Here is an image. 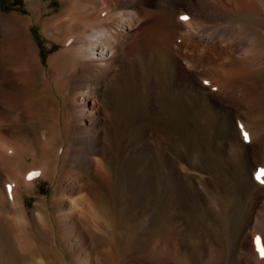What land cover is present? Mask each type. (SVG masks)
<instances>
[{"label": "bare ground", "instance_id": "bare-ground-1", "mask_svg": "<svg viewBox=\"0 0 264 264\" xmlns=\"http://www.w3.org/2000/svg\"><path fill=\"white\" fill-rule=\"evenodd\" d=\"M164 1L173 10L162 9L161 0H62L59 10L48 15V10H42L45 3L31 2L33 14L26 17L0 10V202L20 251L27 254L34 244L29 237L32 221L23 190L14 188L20 180L12 174L13 167L18 164L28 170L38 165L35 170H26L25 181L29 184L38 174L54 182L56 229L72 262L115 263L111 250L101 249L104 231L91 201L99 184L104 190V158L111 155L115 139V111L107 101L119 88L124 89L136 78L140 80L143 66L150 79L151 94L157 97L165 81L158 79L153 62L156 53L162 55L164 68L168 64L176 67L177 82L191 84L214 100L217 109H245L257 133L252 145L241 146L246 152L249 148L258 153L264 151V65L259 67L264 62V32L254 23L258 18L264 19L259 13L264 12V0ZM213 14L220 20L217 25L212 24ZM226 19H232V23H222ZM36 24L59 46L45 63L32 35ZM183 59H187L186 64ZM201 73L216 78L215 84L222 82L223 92L211 93L202 87L194 79ZM153 105L155 111L156 102ZM30 122L42 126L38 142L24 133V125ZM137 124L146 141L142 145L146 154L153 148L154 130L149 119ZM29 156L32 162L27 161ZM120 162L126 164L127 158ZM243 168L250 170L246 157ZM4 178L9 182L6 185L14 183L9 193L6 188L8 195L2 191ZM248 185L255 193L252 207L259 205L264 190L251 182ZM121 186L127 193L128 184ZM180 198L187 201L184 191ZM7 200L13 204L14 218L6 217ZM32 217L41 225H49L47 212L41 206ZM250 235L245 229L238 236L235 234L231 263L241 264L249 259L253 253L250 248L256 245ZM174 238L162 236L156 255L140 254L128 264H174Z\"/></svg>", "mask_w": 264, "mask_h": 264}, {"label": "rangeland", "instance_id": "rangeland-1", "mask_svg": "<svg viewBox=\"0 0 264 264\" xmlns=\"http://www.w3.org/2000/svg\"><path fill=\"white\" fill-rule=\"evenodd\" d=\"M31 2L35 5L45 3L47 6L42 10H48L47 15L62 5V0H0V10L26 17L33 14ZM161 2L162 9L173 10L168 2ZM259 13L264 17L262 10ZM211 18L215 21L213 25L220 23L217 14ZM222 23H232V19ZM254 23H257L258 30L264 32V19L258 18ZM32 35L45 63L59 46L43 33L38 24L33 26ZM161 58L158 53L153 56L160 75L158 79L165 81L157 97L151 94L152 86L143 66L140 80L136 78L124 89L119 88L107 101L115 111V121L112 122L115 139L111 144V155L104 158L105 172L101 177L104 190L99 184V191H95L91 198L104 231L101 249L111 250L114 264H128L131 258L140 254L156 255L162 236L173 235L176 237L173 239L174 264H238L230 262L231 250L235 234L238 236L245 229L249 235L251 233V240L258 247L250 248L253 253L247 262L242 261L241 264H264V229L260 219L264 196L260 198L259 205L252 207L251 199L255 193L248 185L251 182L264 190V151L258 153L249 148L246 152L241 146L253 144L257 129L250 125L245 109L242 108L244 112L237 107H233V112L227 107L217 109L214 100L191 84L177 82L176 67L166 64L164 68ZM183 60L186 64L187 59ZM263 65L264 62L259 67ZM201 74H196L194 79L208 92H223L222 82L215 84L216 78ZM19 118V114L15 115L16 120ZM143 119H149L154 130L150 139L153 148L146 154L143 153L146 141L137 124ZM41 129L37 123L24 125V133L36 142L40 140ZM243 157L250 164V170L243 168ZM119 158H127L126 164ZM139 158L142 159L136 162ZM27 161L32 162V157L29 156ZM36 167L39 166H31L27 170L15 164V173H12L20 180L14 188L23 190L24 203L31 217L28 230L34 248L27 254L18 249L0 202V264H75L59 240L56 229L54 214L57 209L52 202L56 194L54 182L38 174L29 184L25 181L26 170H35ZM5 178L1 186L3 193L8 195L14 183L6 185L8 180ZM24 183L27 186H23ZM126 183L127 193L121 186ZM181 191L185 192L186 202L180 198ZM7 201L6 217L14 218L13 204ZM40 206L47 212L49 225H41L32 217ZM104 262L102 264H106Z\"/></svg>", "mask_w": 264, "mask_h": 264}]
</instances>
